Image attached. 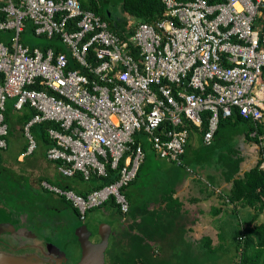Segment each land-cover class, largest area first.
<instances>
[{"label": "built area", "instance_id": "built-area-1", "mask_svg": "<svg viewBox=\"0 0 264 264\" xmlns=\"http://www.w3.org/2000/svg\"><path fill=\"white\" fill-rule=\"evenodd\" d=\"M160 1L161 18L135 22L124 34L79 0L0 6V30L15 32L10 46L0 42V161L13 98L15 112L34 111L22 127L23 156L38 148L32 126L51 122L45 155L60 174L84 182L113 178L85 195L41 182L82 221L109 200L128 212L124 190L144 161L143 143L180 164L194 133L209 145L233 109L254 122L264 118V0ZM26 19L37 36L65 51L20 41Z\"/></svg>", "mask_w": 264, "mask_h": 264}, {"label": "crops", "instance_id": "crops-1", "mask_svg": "<svg viewBox=\"0 0 264 264\" xmlns=\"http://www.w3.org/2000/svg\"><path fill=\"white\" fill-rule=\"evenodd\" d=\"M0 1L6 3L8 0ZM131 22L133 24L135 23L133 20ZM130 27L132 29V26H127L126 30H131ZM25 29L24 27V31L20 33L19 39L29 47L46 48L48 46H58V49H63L62 51H65L63 46L55 42L56 40L47 39L43 36H39L44 38V41L40 44H31L28 40H22L21 34L26 32ZM31 33L37 37L34 31ZM13 37L11 39H13ZM0 42L3 43V41ZM10 103L13 107V101ZM198 132L199 131H196V133H194L187 144L189 148H193L187 151L186 158L190 162L188 163L185 161L186 165L183 166H179L171 160L161 158L154 152L158 160H153L149 157L150 163L146 167H150L144 168L143 165L147 158L145 145L148 142L143 143L145 153L144 161L140 165L141 167L137 178L128 185L125 191L126 198L131 205V216L121 213V219L115 214H113V217L111 214V207L108 205L98 209L95 208L97 209L94 210L96 211L97 219L95 218L93 221L87 220L86 218L82 221L79 217L77 218L72 205L69 202H64V200L55 193L45 189L41 185V182L47 181L54 186L62 187L59 183L63 185L64 181L73 179V184L70 189L81 193V191L86 192L90 190L94 185H99V181L96 183L98 179L84 182L79 175L64 177L57 170V163L46 158L45 152L47 147H42L38 141V148L35 152L23 156L25 150H22V147L27 143L24 136H22L23 133L19 134L15 132L12 137H10L8 148L2 153V160L0 163V194L1 192H5L6 194L13 195V190L11 189L13 187H11L9 182L14 183L20 196V201H18V203L23 202L30 204V206L27 209L21 207L19 209L20 214H17L15 217L10 214V209L7 207L8 205H5V203H12V201L4 202V199H0V212L4 214L3 217H0V243L47 242L54 248L53 251L60 253V258L64 260L62 264H75L82 254L79 237L77 235L80 226L84 225L90 232L88 238L91 242L99 243L101 241V235H105L108 245V241L115 231L134 223V221L140 222L142 220L147 226H159L164 224L176 229L177 232H179V228H181L180 234H177L178 237H175V242H179L181 236H184L185 242H187V240H190L189 242L192 240L198 241L202 237H209L211 239V246L222 244L224 241L222 242V240L219 239L220 229L227 225L232 226V228L237 227L239 224L242 225L244 221L249 220L252 215L255 214V211L252 207L245 206L240 201L234 203L228 201L226 193L229 191L231 181L228 182L224 176H222L221 172H218L215 166L211 164V161L208 162V160H206V158L209 159V155H201L197 147L202 148L208 145L202 143V139ZM217 136H219V140L214 139L211 145L216 142H221L220 139L222 137L231 136L234 138L236 142L234 143L236 145V148H234L236 153L235 156L241 158V173L254 166V164H251L254 158L251 161L250 158L246 156L252 153V150L255 148L254 146L252 148V145H250L251 141L246 140L244 133L238 132L232 135L229 132H224L221 128ZM217 136H215V138H217ZM260 136H263L264 140V133L259 135V140L262 143V137ZM195 139H197L199 145L191 146ZM261 150H263L262 146ZM203 151H207V149ZM31 156L32 159H30ZM254 162L256 163V160ZM209 175L213 177L211 184L208 181ZM4 180H6L8 184H6ZM63 188H65V186H63ZM78 189H81V191ZM44 193L48 194L46 195ZM6 194L4 197H6ZM26 194L30 197H27ZM37 194H39V197H37ZM111 202L113 206H116L113 200ZM34 205H36V208ZM39 208L53 210L59 213L63 212L72 224L70 227L69 224L64 223L70 227L69 233L73 234V240L65 241L66 245L63 247L55 243L51 238L49 239L50 236H60L57 233L59 228H54L53 226L57 225L60 227L59 224H62V222L60 223L61 219L56 215H49L41 220L43 222L41 225L35 223L40 221L34 220V212ZM214 212H217V214L214 215ZM132 213H135V215L133 214L132 216ZM25 215L27 221H22L25 219ZM261 220H264V211L257 217V221ZM97 226L99 229H97ZM171 234L172 233H168V235ZM27 235L31 236L30 240L24 241L20 239V237ZM153 240L161 244L162 242L166 243L165 241L167 239L164 241V239L159 237L156 233ZM181 240L182 237L180 238V241ZM164 248L160 250L156 247L154 250L155 256L169 257L170 253H175V251L170 250L168 246ZM73 256H77V261H75L76 259L71 260Z\"/></svg>", "mask_w": 264, "mask_h": 264}, {"label": "trees", "instance_id": "trees-1", "mask_svg": "<svg viewBox=\"0 0 264 264\" xmlns=\"http://www.w3.org/2000/svg\"><path fill=\"white\" fill-rule=\"evenodd\" d=\"M11 1L14 5L19 4V0ZM79 2L82 8L95 11L102 17V19L108 22L112 30L120 34L130 32V30H126V27L133 24L131 22L132 20L133 22H153L154 20L161 18L164 13V6L160 0H119L116 4L111 0H79ZM4 4L3 1H0V6H3ZM112 5L114 8L117 5L119 6L117 9L118 12H116L117 10H113L114 8ZM4 18L5 14L0 12V20ZM25 28V31L30 30L33 32L34 30L33 24L28 19L25 20ZM13 35V30H0V41H3V43L10 46ZM13 111L12 104L7 102L5 119L9 127L8 143L10 137H12L16 130L19 129L22 132L23 125L34 113V111L27 106H25L20 112ZM260 122L245 119L239 115L237 109H233L230 117L220 119L213 140H219L217 134L222 128L224 132H229L232 135H235L238 132L244 133L246 140L259 143V135L264 133L262 126L259 125ZM52 125L51 122H43L35 124L31 128L34 137L44 148L52 144V141L48 138L46 132V128ZM205 126L206 124L204 123V128ZM253 131L256 132L255 136L250 135ZM198 133L201 137V133ZM215 136H217V138H215ZM211 144L212 142L207 147L205 146L207 151L201 150L200 152L202 156L209 155V159L206 158V160H208V162L211 161V164L215 166L218 172H221L222 176H224L228 182L231 181L229 191L226 193L228 201L232 203L240 201L245 206L252 207L255 211V214L252 215L249 220L244 221L242 225H237V228L232 230L234 232L232 242L234 249L231 246L229 247L228 245L223 244L225 241L221 237H223V230L225 227L220 229L219 234V239L224 242L218 246H211V239L209 237H202L198 241L192 240L191 242H189L190 240H187V242H189L187 243L184 241V236H181L182 240L180 241V237L179 242H175V237L177 234H180L181 228H179V232H177L176 229L164 224L159 226H147L145 222L141 220L140 222L134 221V223H131L122 229L120 228L112 234L104 252L105 264H264V220L257 221L258 215L264 211V169L260 168V164L264 162V157L258 158L254 166L241 173V158L233 156V154L229 155L228 153H224V155L222 154L220 157L217 155L218 152L213 153L215 151H213V145ZM25 149L26 145L22 147V150ZM188 149L189 145H186L185 151L181 156L182 162L178 164L179 166L186 165L185 161L188 163L190 162L186 158ZM261 154H263V150H261ZM219 166L222 167L221 171L218 170ZM112 179V177H108L101 181L97 180L96 183L99 181L100 183L98 184L101 185ZM212 179L213 177L209 175L208 181L210 184L212 183ZM72 184L73 179L64 181L63 185L62 183H59L60 186H65V188L72 187ZM78 190L81 191V189ZM125 191L126 189L124 190L126 195ZM85 193L86 192L81 191L82 195H85ZM61 199H63L64 202L66 201L62 197ZM108 205L111 207L112 216L114 217L113 214H115L121 219L122 214L118 206H113V203L110 200L103 206ZM73 209L78 218V211L74 207ZM94 210L95 208L89 210L87 214ZM131 211V205L129 204V210L126 214L131 216ZM133 214L135 215V213H132V216ZM215 214H217V212H214V215ZM156 233L159 237H162L164 241L167 239L165 241L166 243L162 242L161 244H158V242L154 241L153 239L155 238ZM168 233L172 234L168 235ZM167 246L170 250H174L175 253H170L169 257L155 256L154 250L156 247L162 250V248Z\"/></svg>", "mask_w": 264, "mask_h": 264}, {"label": "rangeland", "instance_id": "rangeland-1", "mask_svg": "<svg viewBox=\"0 0 264 264\" xmlns=\"http://www.w3.org/2000/svg\"><path fill=\"white\" fill-rule=\"evenodd\" d=\"M114 4H116L119 0H111ZM112 7H113V5H112ZM111 7V8H112ZM118 5L113 9L114 11H116L117 9H118ZM116 12H118V10L116 11ZM116 14V13H115ZM133 24H131V25H129V26H132ZM21 39L22 40H24V41H26V40H28V42L29 43H31V44H40V43H42L43 41H44V38L43 37H39V36H35L34 34H32L31 33V31L29 32V30L28 31H26V32H24V33H22L21 34ZM58 45H60V46H62L61 45V43L60 42H58V41H55ZM13 101V98H10L7 102H12ZM14 112V111H13ZM259 125H261L262 126V130L264 129V118L261 120V122H260V124ZM18 129V128H17ZM16 133H19V134H22V132L20 131V130H16L15 131ZM255 134H256V132H253L252 134H250L251 136H255ZM23 136V135H22ZM260 137H262L261 139H262V143L260 142V140L258 141L259 143H256V142H254V141H251L250 142V145H252V148H253V146H254V148L255 149H253L252 150V153H250L249 155H247L246 157L248 158H250V160L252 161V159L254 158V161L256 160H258V158H260V157H263V155H264V153L263 154H261V146H262V149L264 150V140H263V136H260ZM221 142H223V143H221V142H216V143H214L213 144V146H212V149H213V151H215V153L216 152H218V156H222V154L224 155V153H228L229 155H231V154H233V156H235V150H234V148H236L235 146V144L234 143H236L235 142V140H234V138L233 137H231V136H226V137H222L221 139ZM146 141H147V139H146ZM194 142H193V144L191 145V146H198L199 144L197 143L198 141H197V139H195V140H193ZM148 142V141H147ZM225 142V143H224ZM191 148H193V147H191ZM191 148H189V149H191ZM198 148V150L199 151H201L202 150V148H203V150H206V148L205 147H197ZM145 150H146V154H147V158H146V160H145V164L143 165V167L144 168H149V167H146L150 162H149V157H151L153 160H158L156 157H155V153H154V151L151 149V147H150V145H149V143H147L146 145H145ZM220 151V152H219ZM30 159H32V156L30 157ZM254 161H252L251 162V164L253 165V164H255V162ZM208 165V164H207ZM260 168H262L261 167V164H260ZM218 170L219 171H221L222 170V167L221 166H219V168H218ZM5 182H6V184H8V182L6 181V180H4ZM9 184L11 185V187H13V188H11L12 190H13V195L12 194H6L5 192H1V194H0V196L1 197H4V195L6 194V197H4V198H1L0 197V199H4L3 201L5 202V201H12V203H10V202H7V203H5V205L7 206V207H9V209H10V214L11 215H13V216H17V214H20L19 213V209L21 208V207H25L26 209L30 206V204H27V203H23V202H20V203H18V201H20V196H19V193L17 192V190H16V185L14 184V183H10L9 182ZM41 192V191H40ZM44 194H48V193H44ZM26 196L27 197H30V196H28V194H26ZM32 197V196H31ZM37 197H39V194H37ZM36 197V198H37ZM31 200V199H30ZM10 204H11V206H10ZM35 206V208H36V205H34ZM16 209H18V210H16ZM95 210H97V209H95ZM16 211V212H15ZM34 212V211H33ZM2 212H0V217H3V215L4 214H1ZM35 213V217H34V220L36 219V220H40V221H37V222H35V223H37V224H39V225H41L43 222L41 221L43 218H45V217H47V216H49V215H56L59 219H61V221H60V223L62 222V224H59L60 225V227L59 226H57V225H55V226H53L54 228H59L58 230H57V233H58V235H60V236H57V237H55V236H50L49 237V239L51 238L55 243H57V244H59V245H62L63 247H64V245H66V243H65V241H68V240H73V234L72 233H69V231H70V227L72 226V224H71V222L69 221V218H67L66 216H65V214L63 213V212H55V211H53V210H47V209H43V208H39L37 211H35L34 212ZM31 216V215H30ZM97 215H96V211H93L92 213H88L87 214V216H86V219L87 220H91V221H93L95 218L97 219V217H96ZM22 221H27V218H26V215H25V219H23ZM70 222V223H69ZM64 223H67V224H69V226L67 225V224H64ZM98 226H99V224H98ZM97 226V229H99V227ZM241 227V226H240ZM235 228H237V227H235ZM235 228H232V226H226L225 228H224V230H223V237H221L222 239H224V241H225V243H223V244H225V245H228L229 247L231 246V247H233L232 246V242H233V235H234V232L232 231L233 229H235ZM214 230V229H213ZM37 233H39L38 231H36ZM97 232V231H96ZM20 239H22V240H24V241H28V240H30L31 239V236H23V237H20ZM74 242V241H73ZM9 244H11V243H9ZM14 243H12V245H13ZM34 244H37V243H34ZM40 244V243H39ZM216 244H217V242H216ZM4 245V244H3ZM16 245V244H15ZM214 246H217V245H214ZM24 248V247H23ZM232 249V248H231ZM233 249H234V247H233ZM2 250H4V249H2L1 247H0V251L2 252ZM50 250H53V249H50ZM23 251H28V252H33V251H35L34 249L32 250V249H29V247L28 246H25V250H23ZM22 252V251H21ZM3 254H10L8 251H4V252H2ZM17 254H19V253H17ZM223 256H226V255H223ZM77 258V256H73L72 258H71V260H74V259H76ZM235 260V259H234ZM62 261V260H61ZM61 261H59V262H57L56 264H62V262ZM75 261H77V259L75 260ZM235 261H237V260H235ZM49 262L50 263H53V262H51V260L49 259ZM63 262H64V260H63ZM220 262H223V261H220ZM71 263H73V262H71Z\"/></svg>", "mask_w": 264, "mask_h": 264}, {"label": "flooded vegetation", "instance_id": "flooded-vegetation-1", "mask_svg": "<svg viewBox=\"0 0 264 264\" xmlns=\"http://www.w3.org/2000/svg\"><path fill=\"white\" fill-rule=\"evenodd\" d=\"M40 243V244H39ZM4 244V245H3ZM16 244V245H15ZM25 246H28L29 249H34L33 252H26ZM0 247L4 250L8 251L10 254H3L0 251V264H18L17 262L21 263H39V264H56L57 262L61 261L63 262V259L60 258V253L55 252L50 249H54L51 247V245L47 242H38L37 244L34 243H14L8 244V243H0ZM24 247V248H23ZM22 251V252H21ZM57 251V250H56ZM19 253V254H17ZM49 259L51 260L50 263ZM17 260V261H16Z\"/></svg>", "mask_w": 264, "mask_h": 264}, {"label": "water", "instance_id": "water-1", "mask_svg": "<svg viewBox=\"0 0 264 264\" xmlns=\"http://www.w3.org/2000/svg\"><path fill=\"white\" fill-rule=\"evenodd\" d=\"M77 231L78 239L81 245L82 254L80 259L75 264H105L104 262V250L107 246V239L105 235H101V241L99 243H93L88 238L90 232L86 229L84 225L80 226ZM17 261V260H16ZM18 264H23L19 263ZM24 264H34V263H24ZM39 264V263H35Z\"/></svg>", "mask_w": 264, "mask_h": 264}]
</instances>
